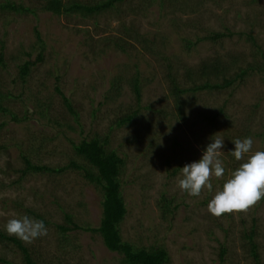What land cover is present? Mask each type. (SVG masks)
Segmentation results:
<instances>
[{
    "label": "rangeland",
    "instance_id": "rangeland-1",
    "mask_svg": "<svg viewBox=\"0 0 264 264\" xmlns=\"http://www.w3.org/2000/svg\"><path fill=\"white\" fill-rule=\"evenodd\" d=\"M43 2L0 0V103L8 109L0 111V231L14 215H27L43 220L47 228L46 236L23 242L38 264H126L124 254L110 251L99 233L59 228L68 226L67 214L84 227L101 224L103 196L84 171H31L22 178L23 155L36 165L55 168L76 161L89 167L73 143L100 136L108 139L109 150L126 159L125 241L166 248L169 264H257L244 236L256 229L264 264V199L247 212L220 217L207 208L214 191L241 163L230 154L232 141L251 137L252 152L264 151V71L234 89L186 94L182 116L169 79L170 73L181 79L185 66L197 67L215 56L264 62V0H124L90 17L54 15L42 10ZM8 3L36 14L2 7ZM213 32L227 36L204 39ZM120 41L129 47L126 52L117 48ZM189 41L194 44L188 46ZM41 53L44 60L23 79L21 66ZM138 74L140 103L132 86ZM220 108L225 114L210 123ZM137 110L132 123L116 124ZM216 133L224 138V179L213 178V193L191 197L177 186L180 168L198 161ZM163 197L173 200L174 212L167 218L160 207ZM0 257L10 262L0 264H26L18 244L7 240H0Z\"/></svg>",
    "mask_w": 264,
    "mask_h": 264
},
{
    "label": "trees",
    "instance_id": "trees-1",
    "mask_svg": "<svg viewBox=\"0 0 264 264\" xmlns=\"http://www.w3.org/2000/svg\"><path fill=\"white\" fill-rule=\"evenodd\" d=\"M42 10L50 12L54 15H83L84 17H90L105 10L114 8L117 3L123 2L124 0H99L93 4H85L78 1L66 2L64 0H43ZM163 1V0H161ZM2 7L10 11L17 13H34L36 11L33 8L26 7L24 5H17L14 3L2 4ZM227 36L225 32H213L210 36H206L204 39H209L213 41L221 40L223 37ZM250 37L253 42V46L256 47L257 53L261 54L262 49L258 45L256 39L252 34ZM201 39V38H200ZM203 40V39H201ZM146 45H149V40L143 41ZM193 41H189L188 46H191ZM117 48H120L123 52H126L129 47H127L126 42H116ZM150 48V47H149ZM44 60V55L41 53L36 61H26L20 69L21 76L23 79L30 75L31 69L38 62ZM0 62H3V56L0 55ZM245 62V66L244 63ZM169 69H174L173 64L170 62ZM264 71V62H258L256 59L252 62L243 61L237 56H229L224 58L223 56H215L209 60L203 61L197 67L185 66L184 75L177 77L176 75L169 74L170 84H171V94L175 99L177 112L179 116H182L186 110L187 101L184 96L188 93H199L203 91L209 92H219L227 89H234L237 87L238 83L245 82L246 78L256 74V72ZM119 80L116 79L113 86L118 90ZM134 91L138 103L142 100V88L140 86L141 80L139 74L132 80ZM58 92L62 95L65 105L67 108L74 112L71 100L65 96L60 88ZM8 109L3 107L0 103V111H7ZM138 110L133 111L117 121L118 126H123L130 124L136 119L138 115ZM74 114V113H73ZM225 114V109L220 108L218 113L208 119L213 123L218 119L220 115ZM2 126L0 125V128ZM109 144L108 139H103L100 136H96L90 140H83L82 142L76 144L73 143L74 150L78 156L83 158L89 167L80 165L76 161L70 162L64 167H50L48 165H36L32 163L31 159L23 155L25 169L22 178L26 176L29 172L35 173H56L60 174L68 169L74 168L84 171L85 178L93 183L102 193L103 196V215L101 224L97 228L84 227L75 223L72 219V215L67 214L66 219L68 226L59 225V228L64 232H69L73 230L83 229L86 231H93L99 233L103 238L106 247L113 252H118L124 254V262L126 264H169L170 256L166 248H142L137 247L134 244L125 241L121 231V225L128 214V208L124 200V195L122 191V174L126 166V159L120 155L116 150H109L107 145ZM178 171L174 169L173 174ZM161 209L163 212V217L167 218L168 214L174 212L173 200L162 198ZM178 205L174 207L177 209ZM35 214L34 212L30 211ZM41 218L40 216H37ZM256 229H252L244 234L245 239L250 246V252L257 264L260 262L259 246L256 241ZM0 240H7L9 242H14L18 244L20 249L23 251L24 262L26 264H38V262L33 258L30 249L23 244V242L15 236H10L6 231H0ZM225 250H223V255ZM0 263H10L5 258L0 257Z\"/></svg>",
    "mask_w": 264,
    "mask_h": 264
},
{
    "label": "clouds",
    "instance_id": "clouds-1",
    "mask_svg": "<svg viewBox=\"0 0 264 264\" xmlns=\"http://www.w3.org/2000/svg\"><path fill=\"white\" fill-rule=\"evenodd\" d=\"M210 140L212 142L198 161L180 168L177 186L191 197H199L205 190L213 193V178L218 181L224 179L225 165L221 159L224 138L216 133ZM232 142L235 148L230 154L241 163L230 172L222 187L214 191L208 203L209 213L216 217L247 212L264 199V151L252 152L254 141L251 137L236 138ZM5 231L27 244L47 235L44 221L27 215H14L7 221Z\"/></svg>",
    "mask_w": 264,
    "mask_h": 264
}]
</instances>
